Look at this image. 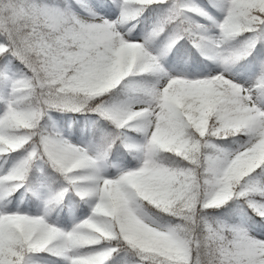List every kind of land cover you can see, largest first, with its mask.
<instances>
[{
  "label": "snow or ice",
  "instance_id": "6c2138e0",
  "mask_svg": "<svg viewBox=\"0 0 264 264\" xmlns=\"http://www.w3.org/2000/svg\"><path fill=\"white\" fill-rule=\"evenodd\" d=\"M0 264H264V0H0Z\"/></svg>",
  "mask_w": 264,
  "mask_h": 264
}]
</instances>
